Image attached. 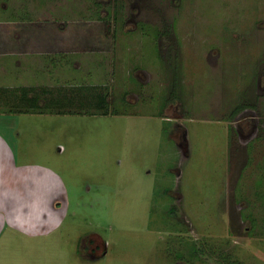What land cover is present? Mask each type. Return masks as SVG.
<instances>
[{
  "label": "rangeland",
  "instance_id": "rangeland-1",
  "mask_svg": "<svg viewBox=\"0 0 264 264\" xmlns=\"http://www.w3.org/2000/svg\"><path fill=\"white\" fill-rule=\"evenodd\" d=\"M23 86L107 103L0 95V264H264V0H0V87Z\"/></svg>",
  "mask_w": 264,
  "mask_h": 264
},
{
  "label": "trees",
  "instance_id": "trees-1",
  "mask_svg": "<svg viewBox=\"0 0 264 264\" xmlns=\"http://www.w3.org/2000/svg\"><path fill=\"white\" fill-rule=\"evenodd\" d=\"M100 20L106 21L110 25L109 19L101 17ZM64 57L65 56H62L61 59H63ZM55 89L56 88H43L37 93L34 88L26 86L16 89L0 87V95H2L3 98L16 99L13 108L9 109L8 113L25 112L36 114H73V111H75L76 108H82L84 111H78V113L86 112L89 114L92 112L88 110V108L84 107L94 106V109L97 111L101 110L103 108V105L107 103L105 102L106 98H102L101 94L99 97L98 95L95 96L94 94H76L75 91H71V89L69 90L72 92L71 94H64L65 88H63L62 86L57 88L56 91ZM44 94L49 95L48 98L45 97ZM66 105L72 106V110L68 109V107H64ZM64 108H67L68 110L66 111L64 110ZM172 213L174 212L172 211Z\"/></svg>",
  "mask_w": 264,
  "mask_h": 264
},
{
  "label": "crops",
  "instance_id": "crops-1",
  "mask_svg": "<svg viewBox=\"0 0 264 264\" xmlns=\"http://www.w3.org/2000/svg\"><path fill=\"white\" fill-rule=\"evenodd\" d=\"M103 22H104V24H106V26H105L106 30H107L106 32H107V34H109L110 33L109 30H110L111 25H109L106 21H103ZM116 35H117V33L113 31L112 36H113L114 40H115ZM70 50H74V49H70ZM74 51H76V50H74ZM2 140L3 139L0 137V144H2V142H1ZM3 144L5 145L4 142H3ZM7 153L9 154L8 151H7ZM10 190H11V188L8 191H4V190L0 189V231H1V228H5V225L7 224V222L9 224H13L12 221L13 222H19L18 219L14 220L12 218L13 214L10 215V213L8 212V203H10L12 193L14 192V191H10ZM17 192H18L19 196L16 195L14 197V201L18 205V207H20L21 212H23L25 205L30 204V198H28L29 201H28V199H25V196L29 195V194L27 192H25V190H22V189L18 190ZM34 198H36V196ZM36 211L37 210L35 209V212ZM20 214H22V213H20L19 211L14 212V216L15 215L18 216ZM20 217H18V218H20ZM23 220L24 221L29 220L30 226L34 227V228H36V226L38 227L39 224H43L45 222V220L37 217L36 214L33 213V211L30 212L28 216L23 218L22 221ZM23 232L25 233V231H23Z\"/></svg>",
  "mask_w": 264,
  "mask_h": 264
},
{
  "label": "flooded vegetation",
  "instance_id": "flooded-vegetation-1",
  "mask_svg": "<svg viewBox=\"0 0 264 264\" xmlns=\"http://www.w3.org/2000/svg\"><path fill=\"white\" fill-rule=\"evenodd\" d=\"M89 246H93V247H94V245H93V244H90ZM94 250H95V248H94Z\"/></svg>",
  "mask_w": 264,
  "mask_h": 264
}]
</instances>
